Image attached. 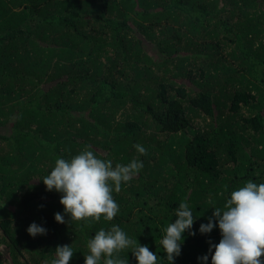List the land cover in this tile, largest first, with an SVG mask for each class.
<instances>
[{"label":"trees","instance_id":"1","mask_svg":"<svg viewBox=\"0 0 264 264\" xmlns=\"http://www.w3.org/2000/svg\"><path fill=\"white\" fill-rule=\"evenodd\" d=\"M86 149L144 166L113 190L112 221L57 223L42 179ZM249 180L264 183V0H0V264H51L58 245L84 264L113 225L168 264L181 202L196 234L174 264H211L220 230L200 225Z\"/></svg>","mask_w":264,"mask_h":264},{"label":"clouds","instance_id":"2","mask_svg":"<svg viewBox=\"0 0 264 264\" xmlns=\"http://www.w3.org/2000/svg\"><path fill=\"white\" fill-rule=\"evenodd\" d=\"M90 147V146H89ZM139 155L146 156L147 150L140 144L133 146ZM143 162L134 158L130 163L116 164L111 160L98 158L93 151L83 150L71 159L58 158L54 168L42 181L46 190L60 193L59 203L63 214L57 212L54 219L57 223L83 221L87 224L99 222L101 217L112 221L119 212V205L113 198V190L120 192L122 183H128L143 168ZM42 207V206H41ZM214 209L207 224H201V234L210 233L216 224L221 239L218 244L211 241L209 254L211 264H264V183L257 184L251 180L234 190L227 199L223 210ZM68 216V220H65ZM175 222L166 228V235L160 245L166 253L168 264H174L181 254L183 234L192 231L196 217L186 202H181L175 209ZM27 233L35 238L46 235L47 229L33 222ZM89 254L84 256V264H129V259L122 258L120 253L131 249L137 264H158V255L149 250L147 245L130 239L116 225L110 230L101 228L89 239ZM214 249V252H213ZM74 255L71 245H58L55 259L51 264H69ZM207 264L208 255L198 257Z\"/></svg>","mask_w":264,"mask_h":264}]
</instances>
